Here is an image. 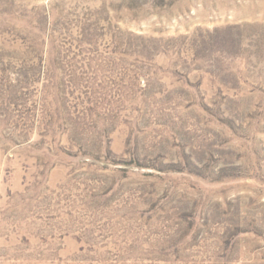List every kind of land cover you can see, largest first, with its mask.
I'll list each match as a JSON object with an SVG mask.
<instances>
[{
    "label": "rangeland",
    "instance_id": "374dc122",
    "mask_svg": "<svg viewBox=\"0 0 264 264\" xmlns=\"http://www.w3.org/2000/svg\"><path fill=\"white\" fill-rule=\"evenodd\" d=\"M0 264H264V0H0Z\"/></svg>",
    "mask_w": 264,
    "mask_h": 264
}]
</instances>
